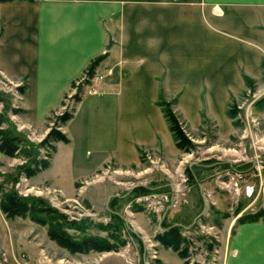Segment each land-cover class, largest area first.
Instances as JSON below:
<instances>
[{
  "label": "crops",
  "instance_id": "obj_1",
  "mask_svg": "<svg viewBox=\"0 0 264 264\" xmlns=\"http://www.w3.org/2000/svg\"><path fill=\"white\" fill-rule=\"evenodd\" d=\"M99 56V92L83 96L61 128L69 139L62 168L80 172L73 183L112 163L136 166L141 152L171 163L179 150L157 104L161 92L198 127L202 115L227 116L244 76L264 83V0L0 3V74L25 87L17 116L24 127L45 136L49 114ZM58 149L56 142L47 168ZM15 163L0 152L1 173ZM46 181L61 184L58 175ZM229 247L225 264H264V222L239 224Z\"/></svg>",
  "mask_w": 264,
  "mask_h": 264
},
{
  "label": "rangeland",
  "instance_id": "obj_2",
  "mask_svg": "<svg viewBox=\"0 0 264 264\" xmlns=\"http://www.w3.org/2000/svg\"><path fill=\"white\" fill-rule=\"evenodd\" d=\"M96 73L97 67L93 75ZM84 76L85 71L74 81L79 85L73 82L61 106L49 114L42 136L18 121L22 85L0 74L3 127L20 135L22 152L30 150L43 157L44 149L37 146L51 129L62 132L64 123L59 117L73 114L83 96L99 92V83L82 81ZM252 85L253 90L244 85L230 93L226 107L236 108L235 118L225 115L215 120L202 115L198 127L187 122L192 134L204 133L206 139H192L197 150L176 151L171 163L163 156L141 152L136 166L112 163L73 183L80 172L76 168L64 171L61 163L68 146L59 142L53 166L28 181L16 171L25 162L21 152L12 171L0 172V191L42 198L65 216L60 228L71 238L93 237L110 248L73 254L48 238L46 226L29 217L8 219L1 212L0 264H185L156 241L163 223L179 226L189 241L187 264H225L235 228L247 215L264 212V107L259 102L264 97V83L252 80ZM173 99L159 97L172 107ZM83 158H91V154L84 153ZM56 175L60 185L46 181ZM246 186L252 187L250 196L245 194Z\"/></svg>",
  "mask_w": 264,
  "mask_h": 264
},
{
  "label": "trees",
  "instance_id": "obj_3",
  "mask_svg": "<svg viewBox=\"0 0 264 264\" xmlns=\"http://www.w3.org/2000/svg\"><path fill=\"white\" fill-rule=\"evenodd\" d=\"M12 1L33 2L34 0H0V3ZM102 59V56L95 58L86 68L85 74L91 77L94 74L95 68L99 65ZM261 67L262 79L264 80V62H262ZM243 80L247 88L252 90L254 89L251 79L244 76ZM24 88L25 87L22 85L19 88V91L22 93ZM161 96H163L162 92L159 97ZM3 101L4 99L0 94V104ZM259 102L262 107H264V97L260 99ZM157 104L163 112L169 132L172 135V139L177 150L183 153L196 151L198 145L193 142L192 139H206L205 134H192L188 123L182 118L178 111L174 110L171 104H165L159 99L157 100ZM17 111L18 110H13V112ZM236 112V108L231 105L227 109L226 113L228 117L235 118ZM4 117L5 114L0 112V152L7 157L18 158L22 152L21 144H23V140L15 131H11L9 128L3 127ZM71 117L72 112L64 113L59 117V121L63 124ZM204 123V120H202L201 128H199L201 132L203 131L202 129ZM56 142L68 143L69 139L63 132L53 128L37 146L38 148H45V154L43 157L34 155V153L30 150L22 152L23 154L21 155L25 159V162L17 166L16 171L18 176L30 178L38 172L46 169L49 166L52 154L55 152ZM0 211L8 219L29 217V219L33 222L46 226L48 238L53 240L59 247L70 253H88L89 251L102 252L108 251L110 248L109 245L103 244L101 241L93 237H85L79 240L71 238L60 228L59 222L64 221L65 216L57 209L49 206L42 198L21 196L14 190H8L6 192L0 191ZM245 218L246 219H244L243 222H253L258 219L264 221V212L259 211L249 214ZM48 220L51 224H48ZM162 227L164 228L163 231L155 235L156 241H158L165 249H171L180 259L184 260L185 264H187L190 256V244L189 241L181 235L180 227L164 223ZM207 247L208 249H211L210 244Z\"/></svg>",
  "mask_w": 264,
  "mask_h": 264
},
{
  "label": "built area",
  "instance_id": "obj_4",
  "mask_svg": "<svg viewBox=\"0 0 264 264\" xmlns=\"http://www.w3.org/2000/svg\"><path fill=\"white\" fill-rule=\"evenodd\" d=\"M105 70H106V74H110L111 73V69L110 68H106ZM104 77H105L104 73H96L95 75H92L91 77L87 76L85 78V76H84V79L82 81H87V82L92 83L94 85L96 83H99V82L103 81ZM79 83L80 82H78V83L74 82L73 85L77 86V85H79ZM43 149H44V154H45V148H43ZM236 185L237 184L235 183V186ZM244 191H245L246 195L250 196L252 194V187L246 186Z\"/></svg>",
  "mask_w": 264,
  "mask_h": 264
}]
</instances>
